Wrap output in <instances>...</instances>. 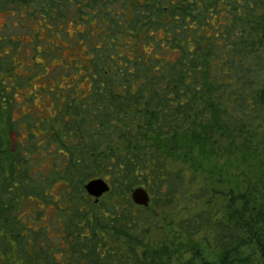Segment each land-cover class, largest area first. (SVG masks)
I'll return each mask as SVG.
<instances>
[{"label":"trees","instance_id":"obj_1","mask_svg":"<svg viewBox=\"0 0 264 264\" xmlns=\"http://www.w3.org/2000/svg\"><path fill=\"white\" fill-rule=\"evenodd\" d=\"M15 13L46 84L1 37L0 257L264 264V0H0Z\"/></svg>","mask_w":264,"mask_h":264},{"label":"rangeland","instance_id":"obj_2","mask_svg":"<svg viewBox=\"0 0 264 264\" xmlns=\"http://www.w3.org/2000/svg\"><path fill=\"white\" fill-rule=\"evenodd\" d=\"M81 30H84V29L81 28ZM67 32H68L67 34H63V33L60 34L61 38H64V39L73 38L70 36V35L73 36V34H74V29H73L71 24L69 25V27H67ZM32 34H34V32L32 31V27L27 26V25H23L22 20L20 19V17L16 13L14 15L13 14L0 15V38L4 37V38H10V39L16 40V41H22V43L18 42V43H20V48H19L18 53H15L13 55L14 57L17 58L16 63L17 62L21 63L18 67V73H21L23 71L25 72V69L28 70V68H26L28 66H31V67L34 66L36 68V65H37V67H39L41 64V66H42V67H40L41 72L35 74L34 78L36 80L33 82V85L35 87L40 88V87L45 86V84H46V81H42L41 79L45 78L46 72H44V71H45V68L47 66V63L46 62L43 63L44 60L42 59L41 56L39 57V53H38L40 50L39 45H42L43 41H38L37 39L42 40V38H35ZM52 38H55V37H52ZM66 40H65V42L67 44ZM60 42H61V44L64 43V41H60ZM36 44L38 46H36ZM54 44L51 43V49L54 47ZM66 44L62 45L63 46L62 52L65 53L64 56H66L67 60H70V59H72L73 56L71 55V49L68 47V45L66 46ZM33 46L35 47L36 51L37 50L38 51H37V53L34 54V56L32 55L30 57V60H29V58H26V55L29 53V51H31V47H33ZM34 47H33V49H34ZM62 57H63V55H60L58 57L55 54H52L49 58L48 63H49L50 67L49 66L47 67L49 75L47 78L48 80L47 79L46 80L49 83L51 82V84L54 81V78H55L54 76L59 73V71H58L59 69L56 67V65L54 64L51 66V64L57 63V60L60 61V59H62ZM65 62H66V59L64 60V63ZM50 79H52L53 81H50ZM61 85H63V83ZM22 93H23V99L24 100L27 99V97L30 95L27 93V91L22 92ZM40 94L41 93L39 91V95ZM18 101L19 102L22 101L21 95H20V97H18ZM40 106H41V104L38 105V107H40ZM47 216L48 217L46 218V224L49 223L52 227L53 232H54L55 231V223L53 220L52 212H48ZM53 232H51V233H53ZM190 258H191V253H189V252L185 253L184 256L181 258L180 264L185 263ZM0 264H8V263H3V261L0 260Z\"/></svg>","mask_w":264,"mask_h":264},{"label":"water","instance_id":"obj_3","mask_svg":"<svg viewBox=\"0 0 264 264\" xmlns=\"http://www.w3.org/2000/svg\"><path fill=\"white\" fill-rule=\"evenodd\" d=\"M85 188L87 193L96 199H100L110 190L109 185L103 180H93ZM132 200L135 204L146 207L150 203V196L145 189L138 188L132 193Z\"/></svg>","mask_w":264,"mask_h":264},{"label":"flooded vegetation","instance_id":"obj_4","mask_svg":"<svg viewBox=\"0 0 264 264\" xmlns=\"http://www.w3.org/2000/svg\"><path fill=\"white\" fill-rule=\"evenodd\" d=\"M0 260L3 261V263H8V264H9L8 260H6V259L3 258V257H0ZM4 261H5V262H4Z\"/></svg>","mask_w":264,"mask_h":264}]
</instances>
